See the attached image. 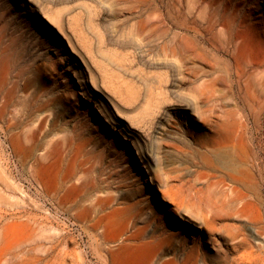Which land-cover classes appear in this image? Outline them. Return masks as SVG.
Wrapping results in <instances>:
<instances>
[{"label":"rangeland","instance_id":"obj_1","mask_svg":"<svg viewBox=\"0 0 264 264\" xmlns=\"http://www.w3.org/2000/svg\"><path fill=\"white\" fill-rule=\"evenodd\" d=\"M190 253L264 264V0H0V263Z\"/></svg>","mask_w":264,"mask_h":264},{"label":"bare ground","instance_id":"obj_2","mask_svg":"<svg viewBox=\"0 0 264 264\" xmlns=\"http://www.w3.org/2000/svg\"><path fill=\"white\" fill-rule=\"evenodd\" d=\"M162 7H163V6H162ZM49 23H50V22H49ZM179 37H180V35H179L178 33H176L175 36H174V39L178 41ZM173 43H174V42H173ZM177 49H178V48H177ZM87 53H88V52H87ZM90 53H91V52H90ZM84 55H85V54H84ZM87 55H88V54H87ZM97 110H98V109H97ZM235 176H236V175H235ZM231 179H232V177H231ZM236 180H237V179H236ZM211 184H212V183H211ZM224 184H225V183H223V185H224ZM245 184H246V183H245ZM220 185H221V184H220ZM208 186H209V185H208ZM208 186H207V187H208ZM216 188H217V187H216ZM225 188H226V187H225ZM251 188H252V187H251ZM208 189H209V188H208ZM221 189H222V188H221ZM221 189H220V187H219V190H220V191H221ZM244 190H245V189H244ZM237 191H238V190H237ZM228 192H229V191H228ZM250 192H251V191H250ZM233 193H236V189H233V190H232V194H233ZM211 194H212V193H211ZM227 194H229V193H227ZM230 194H231V193H230ZM218 195H219V194H218ZM222 195H223V194H222ZM225 195H226V194H225ZM212 196H214V195L212 194ZM255 196H257V195H255ZM207 197H208V196H207ZM216 197H217V196H216ZM227 197H229V196H227ZM227 197H226V198H227ZM240 197H241V196H240ZM217 198H218V197H217ZM219 198H220V196H219ZM207 199H208V198H207ZM209 199H210V198H209ZM239 199H240V198H239ZM239 199H238L237 196H235L234 199L232 198V199L230 200V203H231L232 205H235V203H236L237 200H239ZM210 200H211V199H210ZM213 200H214V199H213ZM217 200H218V199H217ZM211 201H212V200H211ZM211 201H210V202H211ZM210 202H209V203H210ZM212 202H215V201H212ZM222 202H223V201H222ZM218 203H219V201H218ZM250 204H251V202H250ZM216 205H218V204H216ZM239 205H240V204H239ZM222 207H223V206H222ZM243 207H244V206H243ZM216 208H217V207H216ZM217 210H219V209H217ZM241 210H242V209H241ZM245 211H246V210H245ZM216 212H217V211H216ZM218 212H220V211H218ZM236 212H237V211H236ZM236 212H235V213H236ZM238 212L240 213L241 211L238 210ZM256 212H257V211H256ZM220 213H221V212H220ZM202 214H203V213H202ZM237 215H238V214H237ZM99 216H100V215H99ZM99 216H98V217H99ZM101 216H103V215H101ZM234 216H236V215H234ZM252 216H253V215H252ZM252 216H251V217H252ZM206 217H207V216H206ZM208 217H209V216H208ZM249 218H250V217H249ZM252 218H253V217H252ZM252 218H251V219H252ZM206 219H207V218H206ZM208 219H209V218H208ZM247 221H248V219H247ZM250 221H252V220H250ZM107 222H108V221H107ZM95 223H97V222H95ZM93 224H94V222H93ZM216 227H217V226H216ZM206 228H207L209 231H215V227H214L213 225H211V224H206ZM220 229H221V228H220ZM230 229H231V228H230ZM260 232H261L260 230L257 231L258 234H260ZM257 233H256V234H257ZM259 236H260V235H259ZM117 241H118V240H117ZM181 248H182V246H181ZM183 250H184V249H183ZM183 250H182V251H183ZM188 250H189V249H188ZM191 250H192V249H191ZM18 252H19V251H18ZM187 253H188V252H187ZM198 253H199V252H198ZM200 253H201V252H200ZM25 254H26V253H25ZM156 254H157V253H156ZM156 254H155V256H156ZM26 255H28V254H26ZM10 256H11V255H10ZM12 256H13V255H12ZM20 256H21V255H20ZM203 256H204V255H203ZM183 257H184V256H183ZM187 257H188L189 260H192V261H193V262H192L193 264H195V261H196V259H197V258H196L197 256H196L194 253H190ZM201 257H202V256H201ZM12 258L14 259V256H13ZM199 258H200V256H199ZM200 259H201V258H200ZM200 259H198V260H200ZM4 260L7 261L8 259H4ZM4 260H3V261H4ZM16 260H17V257H16ZM16 260H15V261H16ZM6 261H5V262H6ZM203 261H205V260H203ZM173 262H174V261H173ZM187 262H188V261H187ZM6 263H7V262H6ZM0 264H1V263H0ZM8 264H9V263H8ZM171 264H172V263H171ZM197 264H198V263H197ZM206 264H207V263H206Z\"/></svg>","mask_w":264,"mask_h":264}]
</instances>
